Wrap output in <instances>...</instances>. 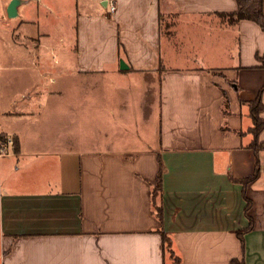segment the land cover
Wrapping results in <instances>:
<instances>
[{
    "label": "crops",
    "instance_id": "crops-1",
    "mask_svg": "<svg viewBox=\"0 0 264 264\" xmlns=\"http://www.w3.org/2000/svg\"><path fill=\"white\" fill-rule=\"evenodd\" d=\"M10 1L0 0L5 35L31 21L20 9L28 0L7 18ZM32 1L50 17L29 47L0 61V264H173L160 232L179 264H264V147L251 149L247 105L264 85V30L230 19L236 0H114L113 13L105 0ZM70 4L74 48L59 63L44 40L53 18L68 29ZM102 75L156 79V112L140 111L143 120L157 113L152 148L133 146L137 134L129 144L119 140L127 132L111 138L102 121L113 112H86L70 93V82L79 90ZM261 102L264 122V90ZM85 115L95 139L87 149ZM50 119L61 122L59 138ZM159 166L161 220L151 206Z\"/></svg>",
    "mask_w": 264,
    "mask_h": 264
},
{
    "label": "rangeland",
    "instance_id": "rangeland-1",
    "mask_svg": "<svg viewBox=\"0 0 264 264\" xmlns=\"http://www.w3.org/2000/svg\"><path fill=\"white\" fill-rule=\"evenodd\" d=\"M26 1V0H23ZM29 2L25 5H21L20 9H25L28 14V19H31L28 22V27L20 26L19 30L11 31L7 35L4 33H0V61H2V57L4 54L14 55L16 50L19 47V44L24 47H29L30 39H37L36 36L38 34V22L44 23L46 22V18H49V12L46 10L45 5H48L46 2L42 1L39 3L33 2L32 0H28ZM90 2V0H87ZM55 6V10H58L60 4H53ZM69 14H68V29L63 23V20L59 18L60 23L57 22L56 18H53V23L47 27L48 37L44 40V44L46 46H51L55 50V56L57 62L62 61L61 50H73L74 48V38L70 35L68 30H74L75 27V13H74V5L70 4L69 6ZM41 17V21L37 19V16ZM43 21V22H42ZM65 21V20H64ZM8 22V21H5ZM58 24L62 25V28L58 30L56 27ZM7 24V23H6ZM53 27H52V26ZM46 27L43 26V31ZM167 23L163 20L161 22V32L163 34H167L169 29L167 30ZM25 31V35L23 36V32ZM42 31V28L40 32ZM32 37V38H31ZM59 39L62 40V43H59ZM33 41V40H32ZM29 64H27L28 66ZM52 68L56 71V69H60L59 64L53 65ZM30 67V65L28 66ZM34 74L36 71L31 70ZM57 72V71H56ZM62 76V75H61ZM59 76V77H61ZM152 83L149 84V80L146 79L144 82H139L137 84H128L127 82H121L117 80L115 77H105L104 75L100 77H91L86 78L83 83L79 84V90H76L77 82H70L69 91L70 93L79 91L81 94V99L83 100V107L86 109V112H89L95 108H101L102 111L108 113L111 110L113 112L112 116L103 118L102 125L103 131L104 129H108L113 136L111 138H115L116 134H125L121 136L119 140L124 141L129 144L136 139V134L142 138V141L137 139L134 141L135 147H139L142 149H146L147 145L152 146V137L155 135V128L157 123V113L152 115V119L149 117V120H143L140 115L141 108L149 113V109L151 108L153 112H156L157 109V86L156 79ZM64 85V84H63ZM57 86H61V83H58ZM150 90V92H149ZM67 101V100H66ZM76 102V100L70 96V104ZM61 104V102L59 103ZM143 111V113H144ZM149 115L145 114V118L147 119ZM48 116H44L42 121L45 122ZM92 116L85 115V119L87 120L86 127L84 132L81 133L80 137V145L87 149L92 148V140L93 138V128L91 124H88L91 120ZM50 135L53 134V138H59L56 134H60L61 122H56L55 119H50ZM149 121V122H145ZM46 123V122H45ZM109 135V133H108ZM76 138V135H74ZM72 137V138H74ZM107 138V136H106ZM151 138V139H150ZM126 139V140H123Z\"/></svg>",
    "mask_w": 264,
    "mask_h": 264
},
{
    "label": "trees",
    "instance_id": "trees-1",
    "mask_svg": "<svg viewBox=\"0 0 264 264\" xmlns=\"http://www.w3.org/2000/svg\"><path fill=\"white\" fill-rule=\"evenodd\" d=\"M263 2L262 0H236V11L230 15V19L232 21H241L247 20L256 23L259 27L264 30V13H263ZM257 60L261 61L262 66L264 67V55L263 57L259 58L257 56ZM264 90V85L262 90L258 93L257 97L247 102L249 106V117L251 120L252 127L249 129V132L253 136V144L251 145V149L253 151H258L264 147V144H257L258 136L264 127V122L260 117V114L263 111V105L261 102V94ZM227 107V101L224 100L223 108ZM161 168L159 166V170L155 179V185L152 187L151 190V206L153 209V214L158 220H161V205L159 204V196L161 192ZM247 181H243L246 184ZM248 208V204L246 206V210ZM163 246L167 255L171 259L173 264H179V258H177L174 252L171 249V241L170 238L165 235L164 233L160 232ZM241 245H242V238L240 234H237ZM243 246V245H242ZM229 264H244L243 261H238L236 259H232Z\"/></svg>",
    "mask_w": 264,
    "mask_h": 264
},
{
    "label": "water",
    "instance_id": "water-1",
    "mask_svg": "<svg viewBox=\"0 0 264 264\" xmlns=\"http://www.w3.org/2000/svg\"><path fill=\"white\" fill-rule=\"evenodd\" d=\"M22 3H23L22 0H11L6 9L7 18L9 19L15 18L17 16V8ZM119 69L122 71L128 69L125 63L123 62V60H119Z\"/></svg>",
    "mask_w": 264,
    "mask_h": 264
},
{
    "label": "built area",
    "instance_id": "built-area-1",
    "mask_svg": "<svg viewBox=\"0 0 264 264\" xmlns=\"http://www.w3.org/2000/svg\"><path fill=\"white\" fill-rule=\"evenodd\" d=\"M105 1H106V8L108 9V11L110 13H113L115 11V2H114V0H105ZM7 144H8V146L10 148L13 147L12 140H9ZM5 149H6L5 147H0V154H2L5 151Z\"/></svg>",
    "mask_w": 264,
    "mask_h": 264
}]
</instances>
